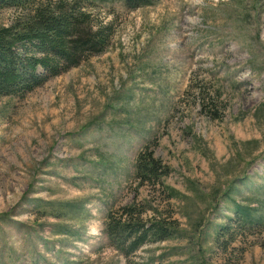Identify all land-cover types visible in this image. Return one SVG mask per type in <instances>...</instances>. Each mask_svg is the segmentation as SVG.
<instances>
[{
    "label": "rangeland",
    "instance_id": "obj_1",
    "mask_svg": "<svg viewBox=\"0 0 264 264\" xmlns=\"http://www.w3.org/2000/svg\"><path fill=\"white\" fill-rule=\"evenodd\" d=\"M88 10L103 53L0 96V264H264V0ZM144 147L169 192L135 178ZM127 208L171 237L125 255L106 227Z\"/></svg>",
    "mask_w": 264,
    "mask_h": 264
},
{
    "label": "trees",
    "instance_id": "obj_2",
    "mask_svg": "<svg viewBox=\"0 0 264 264\" xmlns=\"http://www.w3.org/2000/svg\"><path fill=\"white\" fill-rule=\"evenodd\" d=\"M159 1L0 0V10L11 8L15 11L11 25L0 26V96L24 97L50 79L78 67L88 57L103 53L112 31L108 26L95 22L88 10L95 4L117 3L126 10L134 11ZM199 100L204 115L216 120L217 113L211 110L213 108L208 100L203 96ZM169 173V168L161 166L146 147L138 152L135 178L140 184L161 186L169 192L163 181ZM130 210L127 208L124 213L125 220L109 218L106 227L112 245L120 247L118 249L125 255L135 253L147 242L164 241L171 237V230L160 223L152 222L146 227L138 219L131 222L127 218L132 217ZM250 211L247 207L235 210L238 216L243 217L245 225L253 223Z\"/></svg>",
    "mask_w": 264,
    "mask_h": 264
}]
</instances>
